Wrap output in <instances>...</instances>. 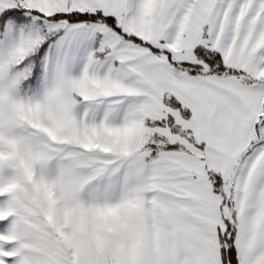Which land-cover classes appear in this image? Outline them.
Wrapping results in <instances>:
<instances>
[{"label": "rangeland", "instance_id": "1", "mask_svg": "<svg viewBox=\"0 0 264 264\" xmlns=\"http://www.w3.org/2000/svg\"><path fill=\"white\" fill-rule=\"evenodd\" d=\"M208 1L212 7L201 47L218 53L225 66L247 78L264 81V0ZM54 4L0 0V14L28 8L44 16L71 11V6ZM25 16L26 22L9 20L0 37V264H116L118 231L131 240L130 233L147 224L146 212L155 214L148 223L160 236L176 221L166 217L171 213L162 190L156 189L154 202L147 185H134L136 175L137 181L145 178V144H174L176 151L160 152L152 161L185 164L200 155L197 128L165 105L154 108L153 119L146 117L162 125L149 127L137 108L119 105L116 92L97 91L109 96L108 104L91 103V96L72 99L69 60H62L60 75L51 68L52 60L48 66L45 54L36 76L30 74L28 53L41 31L53 34L61 24ZM119 23L126 35L142 37L128 23ZM183 62L203 65L194 54ZM53 85L61 86V94H54ZM123 118L129 123L122 124ZM256 142L255 161L264 159V128ZM183 171L200 179L189 167ZM231 178L225 179L226 196ZM215 200L217 206L220 199ZM216 212V224L223 229Z\"/></svg>", "mask_w": 264, "mask_h": 264}, {"label": "crops", "instance_id": "2", "mask_svg": "<svg viewBox=\"0 0 264 264\" xmlns=\"http://www.w3.org/2000/svg\"><path fill=\"white\" fill-rule=\"evenodd\" d=\"M48 1L71 6V11L111 14L118 23L124 21L138 30L142 41L168 44L178 62L192 54V48L203 45L202 36L212 7L208 0H160L154 6L150 1L141 5L139 0ZM43 4L37 2V6ZM55 23L61 24L55 29L59 35L49 46L46 60L48 66L52 60L51 68L60 75L65 68L62 60H69L66 64L72 76L69 91L70 95L75 93L72 99L91 96L87 99L91 103L104 100L108 104L109 96L103 93L98 96L97 91L116 92L120 106L135 107L139 114L153 119L157 113L154 108L164 105L163 96H171L191 112L189 119L197 128L208 167L224 180L233 177L237 160L252 137L264 94L259 89L261 84L244 85L231 79L184 75L178 80L164 57L122 39L104 25ZM67 33L69 37L64 41ZM75 75L82 77L74 79ZM53 88L55 95L61 94L60 85ZM80 90L83 93L73 92ZM121 121L127 122L124 118ZM258 151L253 150L243 163L232 187L237 264H264V159L255 161ZM159 157L143 160L145 178L138 182L136 175L134 185L139 188L141 183L147 185L154 202L158 200L156 189L163 191V202L171 213L165 216L176 220L172 223L174 227L168 226L160 236L148 223L155 214L150 217L146 212L147 224L133 230L131 240L125 237L123 229L117 232L116 264H222L219 243L222 228L216 224V200L206 180L203 162L195 156L187 158L185 164H156ZM185 166L200 179L194 174L183 175Z\"/></svg>", "mask_w": 264, "mask_h": 264}, {"label": "trees", "instance_id": "3", "mask_svg": "<svg viewBox=\"0 0 264 264\" xmlns=\"http://www.w3.org/2000/svg\"><path fill=\"white\" fill-rule=\"evenodd\" d=\"M26 13L37 17L38 19L58 22L63 21L68 24L76 23H96L101 24L107 27L110 31L117 34L122 39L139 45L155 55L164 57L168 63L173 68V76L176 79H181V77L187 76L191 78L197 77H217L224 79H231L238 83L244 85H254V84H264L263 80H254L247 78L243 72L232 69L228 66H225L221 56L218 53L204 49L200 45L195 46L191 49V53L195 57L203 62V65L190 64L186 62L175 61L173 55L174 51L164 42H159L156 45H152L141 39L126 35L123 33L121 28L118 25L116 18L111 14H105L100 11H68L63 13H55L50 16H44L43 14L37 11H27L24 9H7L0 14V37L2 35V30L4 25L9 20H16L20 22H26L28 19L25 16ZM59 35V32H54L53 34H48L45 31H41V39L35 46L34 50L28 53L27 59L30 60L31 70L30 74L36 76L39 68L42 66L43 57L45 56L49 46L53 40ZM204 35V34H203ZM203 37V36H202ZM34 70V72H33ZM162 102L166 107L177 110L179 113L184 116V118L189 119L191 114L190 111L184 107L180 102L175 100L173 97L164 95ZM262 116V117H261ZM261 117V118H260ZM142 121L145 125L153 127L155 125H162V122H153L147 118H142ZM168 123H171V120H168ZM264 128V94L261 99L260 110L258 112L256 121L252 127V137L242 153L240 154L237 163L234 167L233 177L230 180V185L228 188V196L224 194L223 188H225V180L221 177L220 174L210 169L206 163L204 157V147L201 142H198V150L200 151L199 158L204 164L206 180L210 185L211 191L214 196L219 197L220 202L217 205L219 216L224 224V228L219 231V243H220V257L222 264H237V254L235 249V236H236V208L233 201V190L231 189L234 186L235 178L239 173L243 163L255 149L258 142V138L263 134ZM145 150L149 151V154H145L144 161L148 162L151 159H156L160 155V152L167 151H176L178 147L174 144L170 146H160L156 147L155 144H145ZM224 210H227L229 216L226 217Z\"/></svg>", "mask_w": 264, "mask_h": 264}]
</instances>
